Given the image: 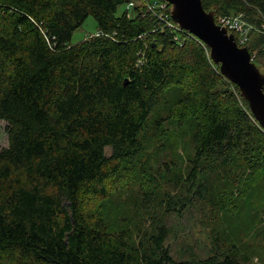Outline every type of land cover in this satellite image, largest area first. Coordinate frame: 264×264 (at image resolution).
Instances as JSON below:
<instances>
[{
	"label": "trees",
	"instance_id": "16d2710c",
	"mask_svg": "<svg viewBox=\"0 0 264 264\" xmlns=\"http://www.w3.org/2000/svg\"><path fill=\"white\" fill-rule=\"evenodd\" d=\"M130 1L132 12L119 13ZM202 2L216 19L241 11L264 19V0ZM143 10L140 0H0L9 139L0 148V264L252 263L216 224L251 178H264V129L204 43L173 40ZM90 15L103 34L73 43ZM247 46L264 68V34ZM187 143L186 158L173 153ZM153 148L168 155L157 170L179 190L163 207L174 220L127 219L110 230L88 200L106 198L107 181L125 167L154 169ZM193 208L215 221L213 234L176 256L170 242Z\"/></svg>",
	"mask_w": 264,
	"mask_h": 264
},
{
	"label": "rangeland",
	"instance_id": "374dc122",
	"mask_svg": "<svg viewBox=\"0 0 264 264\" xmlns=\"http://www.w3.org/2000/svg\"><path fill=\"white\" fill-rule=\"evenodd\" d=\"M126 9L127 4H123L118 12L122 13ZM97 31V22L90 15L73 33L72 42L82 41L87 36L95 35ZM259 32L261 31H253L250 34L251 38ZM177 97L175 93H170V103H174ZM190 131L191 129L189 133ZM8 144L7 122L0 120V148ZM188 144L186 147L176 145L173 153L178 150L181 156L186 158L189 151ZM153 151L151 164L154 169H147V172H144L140 167H125L107 181L106 198L94 197L88 200L87 208L97 211L110 230L119 228L127 219L141 225L156 220L158 215L170 222L174 220L173 217L169 218L164 210V202L168 198L177 196L179 190L171 184L166 171L157 170L161 161L168 160V155L159 152L156 148H153ZM156 152L159 155L156 156ZM246 188L235 195L226 209L218 213L216 229L221 232L220 240L222 239L227 245L235 244L252 256L251 264H264V178L258 176L251 178ZM148 194L152 197L148 198ZM214 223L215 221L208 215L204 216V211L194 208L190 213L187 211L185 216L180 218L179 226L184 225L178 233L179 237L170 242L172 252L175 255L189 256V251L197 238L204 241L207 240V234H213ZM184 245H187L188 249L183 247ZM199 249L200 244H197L195 251Z\"/></svg>",
	"mask_w": 264,
	"mask_h": 264
},
{
	"label": "water",
	"instance_id": "95a60500",
	"mask_svg": "<svg viewBox=\"0 0 264 264\" xmlns=\"http://www.w3.org/2000/svg\"><path fill=\"white\" fill-rule=\"evenodd\" d=\"M179 26L197 37L208 48L220 73L236 84L249 103L255 119L264 129V68L252 59L248 46H239L233 33L217 24L214 12L204 8L202 0H165Z\"/></svg>",
	"mask_w": 264,
	"mask_h": 264
},
{
	"label": "built area",
	"instance_id": "2783aa9c",
	"mask_svg": "<svg viewBox=\"0 0 264 264\" xmlns=\"http://www.w3.org/2000/svg\"><path fill=\"white\" fill-rule=\"evenodd\" d=\"M143 5V12L154 15L163 27L171 29L173 32V40H181L182 37L195 38L192 33L181 28L170 14V3L165 0H140ZM136 1L127 3V13L130 14L131 9L136 5ZM217 24L227 28L228 32L233 33L239 46H247L251 41V33L255 30H260L264 33V19L260 24L250 20V16L245 12L228 13L220 15L217 19ZM103 34L98 30L95 35ZM93 36V35H92ZM90 37V36H87ZM200 41V40H199ZM203 43L202 41H200ZM140 62V60H139Z\"/></svg>",
	"mask_w": 264,
	"mask_h": 264
}]
</instances>
